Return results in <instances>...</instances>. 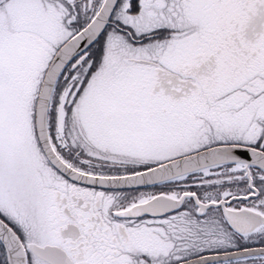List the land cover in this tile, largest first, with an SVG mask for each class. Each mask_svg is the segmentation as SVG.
Here are the masks:
<instances>
[{"label":"snow or ice","instance_id":"6c2138e0","mask_svg":"<svg viewBox=\"0 0 264 264\" xmlns=\"http://www.w3.org/2000/svg\"><path fill=\"white\" fill-rule=\"evenodd\" d=\"M0 264H264V0H0Z\"/></svg>","mask_w":264,"mask_h":264}]
</instances>
